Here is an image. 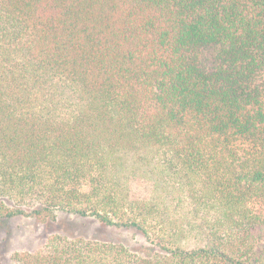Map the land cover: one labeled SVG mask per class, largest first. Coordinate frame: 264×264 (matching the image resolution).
<instances>
[{"label":"trees","instance_id":"16d2710c","mask_svg":"<svg viewBox=\"0 0 264 264\" xmlns=\"http://www.w3.org/2000/svg\"><path fill=\"white\" fill-rule=\"evenodd\" d=\"M64 211L9 264H264V0H0V217Z\"/></svg>","mask_w":264,"mask_h":264},{"label":"rangeland","instance_id":"374dc122","mask_svg":"<svg viewBox=\"0 0 264 264\" xmlns=\"http://www.w3.org/2000/svg\"><path fill=\"white\" fill-rule=\"evenodd\" d=\"M54 220L41 221L30 216L0 217V264H9L15 251H32L52 234L83 236L90 239L124 243L131 248L145 244L133 228L108 226L93 216L58 210Z\"/></svg>","mask_w":264,"mask_h":264}]
</instances>
